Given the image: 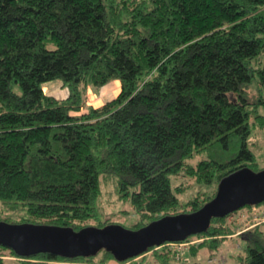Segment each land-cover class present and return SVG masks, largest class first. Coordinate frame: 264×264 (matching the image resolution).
I'll return each mask as SVG.
<instances>
[{
	"label": "trees",
	"instance_id": "trees-1",
	"mask_svg": "<svg viewBox=\"0 0 264 264\" xmlns=\"http://www.w3.org/2000/svg\"><path fill=\"white\" fill-rule=\"evenodd\" d=\"M52 80L66 97L44 92ZM113 80L118 94L81 112L87 88L97 94ZM261 105L264 0H0V221L74 230L117 223L101 218L103 183L137 213L130 229L193 212L224 176L262 170L248 143L252 128L264 125ZM176 177L196 188L187 200L180 194L190 185ZM252 207L177 242H188L191 255L206 248L215 256L227 237H240L236 264H264L260 225L236 232L226 223ZM147 254L166 262L177 252L165 242L139 256ZM7 258L115 260L104 249L21 257L0 245V264Z\"/></svg>",
	"mask_w": 264,
	"mask_h": 264
},
{
	"label": "water",
	"instance_id": "water-1",
	"mask_svg": "<svg viewBox=\"0 0 264 264\" xmlns=\"http://www.w3.org/2000/svg\"><path fill=\"white\" fill-rule=\"evenodd\" d=\"M262 202L264 169L253 171L243 167L221 178L214 197L193 212L165 215L138 229L117 223L103 227L89 225L74 230L57 225L0 221V245L21 257L38 253L64 258L90 257L104 249L122 262L151 247L183 241L188 236L205 232L212 218L224 217L245 206H256Z\"/></svg>",
	"mask_w": 264,
	"mask_h": 264
},
{
	"label": "rangeland",
	"instance_id": "rangeland-1",
	"mask_svg": "<svg viewBox=\"0 0 264 264\" xmlns=\"http://www.w3.org/2000/svg\"><path fill=\"white\" fill-rule=\"evenodd\" d=\"M110 83L108 84V92H105L103 95H101L98 101L104 100L106 102L114 98L118 94V88H114V86ZM43 90L44 92H49V90L46 88V85L44 84ZM56 90L61 91L59 92V94L62 96L67 94V91L62 86L58 87ZM104 90L105 89H103V92ZM99 93L100 91L97 94H94L91 88H87L85 104V107L87 105L86 110L89 105H97L96 103L98 101L94 99L98 96ZM85 107L82 111H84ZM259 112L260 114L264 115V105H261V107H259ZM72 114H79V112ZM248 143L253 153L255 154L259 168L264 169V125L255 126L252 128L250 136L248 138ZM173 181L176 184L182 181H187V184L190 185V188L186 192L180 194V198L184 200H187L196 189L193 186L191 180H186L183 177H176L173 179ZM97 205L101 212L102 219L110 218L112 222L120 223L126 228H131L138 218L137 213L134 212L129 203H126L124 205L122 204L115 192L114 186L111 183L102 184V193L97 200ZM257 210L258 212L256 215L258 216L254 215L253 213L251 214V212L247 209L238 211L233 217L227 218L226 223L235 222V231L238 232L248 228L249 226H251V224L257 221L259 222V227L264 234V222L259 219L262 211H264V204H262L260 207H257ZM113 213H115L116 215H114ZM89 223L94 224L95 221L91 220ZM244 245L245 242L240 237L231 236L227 237L224 240L222 246L219 249V253L217 255L215 254V256H210L211 251L206 248L199 249L196 255H191L187 248H183L184 250L182 249L181 253H177L176 258L170 257V259H168L166 262L163 261L164 259H162V256L156 257L154 255L151 256L147 254V256H145L144 258H141V256L132 258V260L128 261L127 264H193L194 262H199L202 264H236L232 254L237 255V253L242 252L241 248ZM5 264H18V261L12 258H7L5 260Z\"/></svg>",
	"mask_w": 264,
	"mask_h": 264
},
{
	"label": "crops",
	"instance_id": "crops-1",
	"mask_svg": "<svg viewBox=\"0 0 264 264\" xmlns=\"http://www.w3.org/2000/svg\"><path fill=\"white\" fill-rule=\"evenodd\" d=\"M109 84V83H108ZM108 84H106V85H104L101 89H100V93L98 94V96L94 99V100H99V98H100V96L101 95H103L105 92H108ZM111 85H113L114 86V88H118V90L120 89L119 88V86H120V82L118 81V83H117V80H113V82L111 81V83H110ZM44 85H46V88L49 90V92L47 93V92H45L46 94H50V95H53V96H55V97H59V98H64V97H66L67 96V94H68V90L64 87V89L67 91V94L66 95H64V96H62V95H60L59 94V92H61V91H59V90H56L58 87H60V86H62L63 87V85H62V83H61V81L60 80H52V81H48V82H46V83H44ZM57 87V88H56ZM103 89H105L104 90V92H103ZM61 96V97H60ZM103 103H105V101L104 100H101V101H98L96 104L97 105H93L92 104V106L93 107H98V106H100V105H102ZM85 107V106H84ZM86 107H87V105H86ZM86 107H85V109H84V111H82L83 110V108H82V112H85L86 111ZM233 217V216H232ZM229 218H231V217H229ZM254 224H259V223H254Z\"/></svg>",
	"mask_w": 264,
	"mask_h": 264
},
{
	"label": "built area",
	"instance_id": "built-area-1",
	"mask_svg": "<svg viewBox=\"0 0 264 264\" xmlns=\"http://www.w3.org/2000/svg\"><path fill=\"white\" fill-rule=\"evenodd\" d=\"M257 212H258L257 207L253 206L251 210V214L253 213L254 215H256ZM259 219H261V221L264 222V211H262V214L260 215ZM195 242H198V241L197 240L191 241V243H195ZM167 244L177 253H181L182 249L187 247L188 242H180V243L179 242H167ZM155 247L158 248L159 246H155ZM127 263L128 262H119L117 260H111L108 262V264H127Z\"/></svg>",
	"mask_w": 264,
	"mask_h": 264
}]
</instances>
